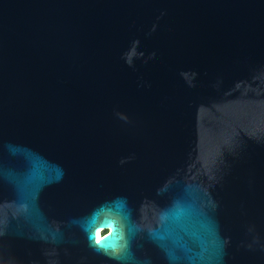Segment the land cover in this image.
Here are the masks:
<instances>
[{
  "label": "water",
  "instance_id": "obj_1",
  "mask_svg": "<svg viewBox=\"0 0 264 264\" xmlns=\"http://www.w3.org/2000/svg\"><path fill=\"white\" fill-rule=\"evenodd\" d=\"M0 264H264V0H0Z\"/></svg>",
  "mask_w": 264,
  "mask_h": 264
},
{
  "label": "clouds",
  "instance_id": "obj_2",
  "mask_svg": "<svg viewBox=\"0 0 264 264\" xmlns=\"http://www.w3.org/2000/svg\"><path fill=\"white\" fill-rule=\"evenodd\" d=\"M103 229H98L96 233V242L99 244L101 240L105 238V236L102 234ZM111 233V229H109V233Z\"/></svg>",
  "mask_w": 264,
  "mask_h": 264
},
{
  "label": "snow or ice",
  "instance_id": "obj_3",
  "mask_svg": "<svg viewBox=\"0 0 264 264\" xmlns=\"http://www.w3.org/2000/svg\"><path fill=\"white\" fill-rule=\"evenodd\" d=\"M112 223H115V222H111L108 226H111ZM119 232H120L119 225L116 224V234L119 235Z\"/></svg>",
  "mask_w": 264,
  "mask_h": 264
}]
</instances>
